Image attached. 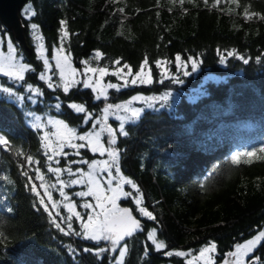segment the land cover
I'll return each instance as SVG.
<instances>
[{
    "label": "trees",
    "instance_id": "obj_1",
    "mask_svg": "<svg viewBox=\"0 0 264 264\" xmlns=\"http://www.w3.org/2000/svg\"><path fill=\"white\" fill-rule=\"evenodd\" d=\"M212 3L209 0V5ZM27 6L37 13L31 19L24 15ZM246 7L249 14L264 15V0H238V4L222 0L215 8L204 6L202 0H185L183 5L179 0H28L20 16L31 54L0 22L1 32L9 34L25 62L38 70L42 64L36 56L31 23L40 26L48 55L52 56L54 46H58L60 21L67 20V28L74 35L65 47L77 69L87 66L82 63L87 60L92 67L107 69L127 64L136 73L147 57L153 82L130 84L119 91L111 89L110 103L168 90L179 93L171 108L145 109L140 121L127 125L130 135L118 139L117 147L123 150L121 171L145 193L146 205L159 221L158 238L167 245L157 252L149 244V256L143 257L146 234L137 233L127 240L130 252L125 264H187L186 256L168 257L164 251L196 254L210 241L217 244L214 264H220L235 244L264 229V151L259 150L264 144V19L245 16ZM120 8H124L123 13ZM217 49H235L249 63L229 57L222 64ZM96 50L104 53L102 59H93ZM177 54L185 60L189 56L203 60L195 74L180 75L183 84L162 79L155 63L167 59L174 71ZM117 59L120 64L112 63ZM27 82L44 90L36 102L25 99L21 104L0 94V134L10 141L7 147L0 146V177L14 181L9 185L0 179V231L6 237L0 243V264H112L111 253H104L100 259L81 251L106 247L105 241L96 243L59 232L29 187L35 181V169L52 175L47 169L53 161L44 155L41 131L28 123L26 111L57 117L84 133L92 130L91 124L96 121L82 123L83 114L70 109L69 102L84 104L100 118L105 100H96L94 91L82 84L66 95L53 91L38 80L36 73H28ZM0 83L11 85L2 76ZM15 87L28 95L22 86ZM57 97L62 102L59 111L54 107ZM245 148L257 151L241 156L239 165L229 162L236 151ZM18 150L24 155L18 156ZM79 152L69 153L68 159L92 162L99 157L88 147ZM27 155L39 163L29 166ZM61 159L64 166L66 158ZM71 165L73 170L86 168V163ZM214 168L216 172L209 177ZM24 171L32 177L31 182L22 174ZM202 182L204 188L200 187ZM73 198L79 203V197ZM121 203L141 218L131 199ZM34 204L41 210L36 211ZM8 207L13 209L11 213L6 211ZM72 223L81 231L77 220ZM142 224L146 230L157 226L146 218H142ZM69 245L79 255L71 254ZM254 255L264 259V244Z\"/></svg>",
    "mask_w": 264,
    "mask_h": 264
},
{
    "label": "snow or ice",
    "instance_id": "obj_2",
    "mask_svg": "<svg viewBox=\"0 0 264 264\" xmlns=\"http://www.w3.org/2000/svg\"><path fill=\"white\" fill-rule=\"evenodd\" d=\"M172 3H176L177 0H170ZM185 0H179V3L183 5ZM189 2L195 3V0H189ZM204 6L215 8L221 4L222 0H213V3L209 5V0H202ZM232 2L238 4V0H232ZM171 10V9H169ZM119 11L121 13L124 12V8H120ZM24 15L26 18L31 19L36 16V11L31 7L27 6L24 9ZM245 16H259L260 19H264V15L260 13L252 12L249 14L248 8L244 9ZM61 29L60 36L58 41V46H54L53 54L51 59L48 55V49L44 44V37L40 34V26L36 23H31L30 28L32 30V39L35 43V51L37 59L42 64V69L38 70L35 66L30 63L25 62L24 55L22 51H20L19 45L14 44L10 38L7 39V54H0V76L5 77L7 80L11 81V85H6L4 83H0V94L6 95L8 98L14 99L15 101L23 104L24 100L27 99L32 102H36L38 97H42L44 95V90L39 85H34L32 83L27 82V74L28 73H36L39 81H42L46 84L48 89H52L53 91H62L65 95L70 92L73 87L82 84L84 88L93 87L90 83L91 77L87 75V73L95 74L97 71L101 75H105L108 72L106 67L98 68L92 67L89 64V61H82L88 67L85 69L82 75L85 79L77 80L74 78L75 71L72 70L71 73H66V69L71 68V64L69 62L70 51L65 47L66 43L70 41L71 36L74 33H71L68 28V21L61 20ZM7 33H4L6 36ZM5 40L2 36H0V45L4 44ZM217 54L220 57V62L222 64H226L229 57H233L235 59H239L243 61L244 64L249 63V59L245 56L239 54L237 50H224L221 52L220 49H217ZM104 57V53L100 50H96L93 59H102ZM257 62H260V57L256 58ZM55 61V63H53ZM112 63L120 64L121 61L119 59L114 60ZM158 67L163 64L169 63L167 59L157 60L155 61ZM175 63L177 67L182 68L183 76H190L193 73L199 71L200 65L203 63V60L199 59L195 56H189L186 60L182 58L180 54H177L175 57ZM148 64L147 57L144 59L142 64L139 67V71L135 73L134 78L129 82L125 80L122 85L108 83L107 88L120 90L121 87L129 86V83L132 85L137 84V82L141 84H151L152 78L149 75L147 78L144 77L145 65ZM190 65L191 71L188 70V66ZM124 68H128V75H132V69L127 64L123 65ZM113 75H117L116 72L112 73ZM56 77V79H54ZM165 78L171 79L173 83L183 84L184 81L178 75L167 76L165 74ZM163 83V80L160 81ZM16 85H20L24 88L25 95L17 90ZM97 92V95L94 97L96 100H107L108 96L103 89H93ZM172 92L165 91L163 94L159 96H142L137 95L131 97V99L123 104H113L107 103L105 107L102 109L103 116L101 118L95 117V115L89 111L86 106L82 103L69 102L68 107L74 110L76 113L83 114L82 123L85 125L89 124L90 121L95 120V123L91 124L92 129H95L98 124L105 122L108 118V113L111 112L115 118L120 121L118 128L112 127L110 124L106 125L100 129V132H104L107 134V146L99 143L100 132H85L83 134H77V130L73 127H70L69 124L62 120L49 117L47 120H43L42 117L36 115L34 112H28L26 115L32 119V127H34L37 131H41L45 129L48 125H55L56 132L60 135V142H58V149L52 147V142L49 140L50 133L48 131L43 132V146L46 149L44 155L47 157L49 161H55L57 165L60 164L59 159H55L58 156L63 155L64 157L69 156L70 154L64 152V148H72L77 150L76 155H80L79 149H84L91 143V138L95 136L96 145L92 147L93 152H100L101 155L107 153L109 159L103 161L104 171L106 172V176L103 177L104 183L100 184L98 180L93 179V172L95 169L90 170L87 175L89 179V187L85 191L76 192L75 195L87 198L93 196L95 199V203L89 200H85L79 207L84 210V214L81 211L77 210V204L75 201H72L70 197L63 191V187H67L70 185L80 184L82 181L80 179H72L69 181H65L60 179V176L67 171L69 175H75L76 173H83L84 169L77 168L75 172L72 167L63 168V167H51L49 166L47 171L56 175V182L61 185L60 195L64 197V200L69 201L64 205V208L67 210L69 215L63 216L60 211H56L55 215H53L52 209H57V202H52L51 205L45 203L44 196L41 195L40 190L37 188L35 183H30L29 187L32 192L39 198L38 204L42 206L43 211L46 212L50 218L51 224L63 235L65 236H82L84 239L95 241L96 243H100L101 241L107 242L110 247H99V248H83L81 251L83 253H91L95 255L97 258L102 259L104 253L112 254V264H125V258L130 252V246L127 243V240L134 237L137 233H145V243L143 249V257L149 256L150 247L157 252H160L164 249H167V245L164 240L158 238V228L159 221L157 219V215L149 210V207L145 202V193L141 190L140 186L130 177L124 176L121 172L119 161L122 156L123 150L117 147L118 139L120 136L128 137L130 132L127 130V125H134L138 121L141 120L143 114L145 113L144 107H134L133 102L140 101L147 105L148 109L156 110L157 104L160 108H171L172 107ZM57 103L54 105L55 109L59 111L62 108V102H60L59 97L56 98ZM117 112H122L123 115H117ZM61 129L63 131H61ZM73 138L81 143H73ZM10 144L8 138L2 134H0V146L7 147ZM261 151H264V144L260 146ZM256 148L248 149L245 148L243 150L236 151L231 157L229 162L232 164L239 165L241 163V156H252L254 152H256ZM17 155H24L22 151H17ZM26 161L29 166L32 164H38L39 161L35 160V158L31 155L26 156ZM81 163H89L86 160H71L69 164H81ZM97 162L92 161L91 164L95 165ZM23 168L24 165H21ZM217 169H213L212 172L208 173V176L211 177ZM35 171L38 173L36 179L43 181V174L40 173V169L37 168ZM113 172L120 176V180L113 183L114 176ZM24 176L28 178L31 182L32 177L28 175L27 171L22 173ZM7 181L9 185L13 184L14 181L10 179L8 176L0 177ZM94 185V187H93ZM124 185H127L130 190H125ZM51 187H56V184L53 183ZM201 188H204V183L200 184ZM40 188H45V195L48 198V201H52V194L47 190L44 183H41ZM123 196L125 199H131L134 205L136 206V212L139 214L137 218L136 215L133 214L131 208H119L118 213L116 210V199L120 196ZM7 198V197H3ZM104 199L108 201L111 207H106L104 203L100 201ZM158 203V202H157ZM34 208L36 211H40L41 208L37 207L34 204ZM99 209L100 211H97ZM7 212L11 213L13 209L8 207L6 209ZM73 217L80 223L81 231H77L73 227ZM142 218H146L147 220L153 221L156 223V227H152L150 229H145L142 224ZM6 237L4 233L0 231V243H3ZM264 244V229L260 230L256 235L252 238L246 240L244 243H238L234 245V250L225 254V260L223 264H264V259H262L258 255H254L256 249ZM217 249V244L215 241H210L208 244L204 245L199 250V256L205 257L206 254L214 253ZM68 251L75 255H79L77 249L68 246ZM191 251V250H190ZM164 255L171 257L173 255L179 257H185L189 255V252L185 251H173L167 250L164 251ZM230 258V259H229ZM187 264H191V260L187 261ZM206 264H214L211 256L209 255L206 260Z\"/></svg>",
    "mask_w": 264,
    "mask_h": 264
},
{
    "label": "rangeland",
    "instance_id": "obj_3",
    "mask_svg": "<svg viewBox=\"0 0 264 264\" xmlns=\"http://www.w3.org/2000/svg\"><path fill=\"white\" fill-rule=\"evenodd\" d=\"M0 36H2L4 38V40H5V43L2 44V45H0V54H5L6 55L7 54L6 41H7L8 38L11 39V37L9 36L8 33H7L6 36H4V34L1 32V30H0ZM12 42H13V40H12ZM16 43L18 44L17 41H16ZM49 58L51 59V56H49ZM69 62L71 64V68L66 69V73H71L72 70L74 69V70H76L75 71V75H74V78L75 79H77V80L85 79V77L82 75V73H84V71L88 67V65L85 66V67H83V68H81V69H77L74 66L73 62H72L71 56L69 57ZM53 63H55V61H53ZM188 70L191 71L190 65L188 66ZM160 71H161V74H162V79H165V74H167V76H174V75L180 76V75H182V71L183 70H182V68H179V67H177V65H175V70L173 71V68L170 66L169 63H167V64H163L162 66H160ZM113 72H116L117 75H113L112 74ZM127 73H128V68H124L123 66H117L114 69H108V72L105 75H101L99 73V71H97L95 74L89 72V73H87V75L89 77H91L90 83L93 85V87H90V88L92 90L94 88L95 89H103L105 91V93L107 94V96H109V92H110L111 89L107 88V84L108 83H114V84L122 85L125 80H128L130 82L134 78L135 73L132 72V75H128ZM195 73H193V74H195ZM149 75L152 78V75H151V72H150L149 68L145 65L144 77L143 78H147ZM110 76L115 77L114 79H116V80L109 79ZM54 79H55V77H54ZM169 80H171V79H169ZM137 84H139V82H137ZM129 85H130V83H129ZM170 91L173 94V98H172V101H171L172 106H173L175 104V102L177 101V99L180 97V95L176 91H173V90H170ZM94 93H95V95H97V92L96 91H94ZM159 95H161V94H158V95H142V96L147 97V96H159ZM135 96H137V95H135ZM130 99H128L126 101H122V102L116 103V104H123V103L129 101ZM107 103H110V102H108V99L105 101V104L104 105H106ZM133 106L134 107H144L145 109H148L147 108V105L145 103H143V102H140V101L133 102ZM156 109H160V107H159L158 104L156 106ZM28 112H31V111H26V113H28ZM36 115L42 117V122H43V120H47V118H49V117L59 119L57 117H53V116H49V115H41V114H36ZM117 115H123V113L122 112H117ZM102 116H103V114L101 115V117ZM28 123L32 126V123L33 122H32V119L30 117H28ZM119 123H120V121H118L115 118V116L111 112H109L108 113L107 120L105 122L101 123V124H98L95 129H92L90 131H92V132H100V129L103 128V127H106V125H108V124H110L114 128H118ZM44 131H48L50 133L49 140L52 142V147L53 148H56L57 150H59L58 149V142H60V139L61 138H60L59 133L56 132V126L55 125H48L45 129L41 130L42 140H43V132ZM61 131H63V130L61 129ZM87 132H89V131H87ZM77 134H83V133H79L77 131ZM107 140H108L107 134L104 133V132H100L99 143L100 144H104L105 146H107ZM91 141L92 142L89 143L87 147L90 148L91 152H93L92 151V147L94 145H96V138H95V136H93L91 138ZM73 143H81V141H78L75 138H73ZM63 151L64 152H67V153H74L75 154L77 150L66 147V148H64ZM95 153H98L99 154V157L97 159L93 160V161H96L97 163L95 165H92L91 162H89V163H86V168L79 167L81 169H84V172L83 173H76L75 175H69L67 173V171H65L60 176V179H63L66 182L69 181V180H72V179H80L82 181L80 184H77V185H70V186H67V187H63V191L70 197V199L72 201H75L73 197L76 196L75 195L76 192L85 191L89 187V179L90 178L88 177L87 173L90 170L95 169V171L93 172V179L98 180L100 184H103L104 183L103 177L106 176V172L104 171V167L105 166H104V164L102 162L108 160L109 157H108L107 153H105L104 155H101L100 152H95ZM61 157H64V156L61 155V156L56 157L55 159H59L60 160V163H61V160H62ZM65 158H66V164L64 166L61 165V164L57 165L54 160H53V163H51L50 166L51 167H63L65 169L68 168V167H72L73 168V166L71 164H69V161H71L72 159H68V156L65 157ZM83 160H85V159L83 158ZM73 171L75 172V170H73ZM51 174L52 175L50 177L43 174L44 179H43V181H41V180L36 179V176L38 175V173L36 172L35 173V176H34L35 181H33V183L36 184L37 188L41 192V195L44 196L45 203H48L49 205H51L52 202H57V204H58L57 209H52L53 215H55L56 211L58 210V211L61 212L62 211L61 207L64 208V205L66 203H69V201L64 200V197H62L60 195V190L59 189L61 188V185H59V183L56 182V175L53 174V173H51ZM113 176L115 178L114 181H113V183L115 184L116 182H118L120 180V176L117 175L115 172H113ZM41 183H44L45 184V187L47 188V190L49 192H51V194H52V201L51 202L48 201V198L45 195V188H40ZM53 183L56 184V187H51V185ZM93 187H94V185H93ZM124 189L126 191L127 190H130L127 185H124ZM77 197H79V196H77ZM124 199L125 198L122 195L118 199H116V210L115 211H117V213H118V209L119 208H125V207L130 208L129 206L123 205L121 203V201L124 200ZM85 200H89V201H92L93 203H95V199H94L93 196H90V197H87V198L79 197V200H78L79 203L76 202V201L75 202L77 204V210L78 211H81L82 214H84V210L82 208H80L79 206L82 203H84ZM100 202L101 203H104L106 207H111V205L108 203V201H106L104 199H102ZM65 211H66L67 215H69V213L67 212L66 209H65ZM97 211H100V210L97 209ZM73 220H76L75 217H73ZM105 246L106 247H110V245L107 242H105ZM215 253H216V251L214 253L206 254L205 257H200L199 256V252L196 253V254L189 253V255L186 256V257H187L188 261L191 260V264H206L207 257L210 255L211 258H212V260L215 263Z\"/></svg>",
    "mask_w": 264,
    "mask_h": 264
},
{
    "label": "water",
    "instance_id": "obj_4",
    "mask_svg": "<svg viewBox=\"0 0 264 264\" xmlns=\"http://www.w3.org/2000/svg\"><path fill=\"white\" fill-rule=\"evenodd\" d=\"M27 1L28 0H0V22L6 30L14 34L16 41L22 44L31 54L32 48L27 44L25 27L20 16V12ZM220 264H223V262Z\"/></svg>",
    "mask_w": 264,
    "mask_h": 264
}]
</instances>
